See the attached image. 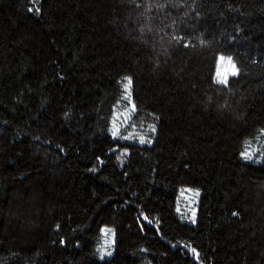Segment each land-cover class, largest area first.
Returning a JSON list of instances; mask_svg holds the SVG:
<instances>
[{
  "label": "trees",
  "instance_id": "trees-1",
  "mask_svg": "<svg viewBox=\"0 0 264 264\" xmlns=\"http://www.w3.org/2000/svg\"><path fill=\"white\" fill-rule=\"evenodd\" d=\"M0 264H264V0H0Z\"/></svg>",
  "mask_w": 264,
  "mask_h": 264
},
{
  "label": "rangeland",
  "instance_id": "rangeland-1",
  "mask_svg": "<svg viewBox=\"0 0 264 264\" xmlns=\"http://www.w3.org/2000/svg\"><path fill=\"white\" fill-rule=\"evenodd\" d=\"M217 71H216V76L218 78V80L223 81L224 83H226V81L229 79L230 76L236 75L237 74V67L235 66V64H233L232 62V58L231 57H227V56H220L218 61H217ZM126 96V95H125ZM128 111H119L116 113L115 115V119L113 120L112 126L114 125V123L119 127V136L120 138L123 137H129L131 136L132 138L134 136L133 134H127L126 136H123V134L127 133L129 130L125 131L128 128V122H129V114L127 113ZM127 117V119H126ZM198 193H200L197 190ZM195 191L192 190H186L183 191L181 196H180V212L183 213L185 215V218L187 215H190V219L192 217L193 214V210L195 211V215H196V206L195 204L198 202L197 197L195 195V193H197ZM196 217V216H195ZM105 230H110L108 231L107 235L105 234ZM104 230V237H103V241L101 243V253L103 257H108L109 255L106 254L105 250L107 252H111V254L113 253V246H114V241L115 238L113 237V232L111 229H105ZM106 241H108L109 243H106Z\"/></svg>",
  "mask_w": 264,
  "mask_h": 264
},
{
  "label": "snow or ice",
  "instance_id": "snow-or-ice-1",
  "mask_svg": "<svg viewBox=\"0 0 264 264\" xmlns=\"http://www.w3.org/2000/svg\"><path fill=\"white\" fill-rule=\"evenodd\" d=\"M126 81H127V82L123 84V88H124L125 93H126L125 98L130 100V97H131L132 79H131L130 77H127V78H126ZM132 110H133V111L135 110V105L132 106ZM126 119H127V117H126ZM149 127H150V129H151L153 132L156 131L155 125H150ZM111 135H112L113 138H116V137L119 136V127H118L115 123H114V125H113V128L111 129ZM123 138H124V139H131L132 137L129 136V137H123ZM139 142H140L141 144H144V143L146 142L145 136H142V135L139 136ZM147 142H148V143H151V140H148ZM253 151H255V150H253ZM242 156H243L245 159H247V160H251V159L253 158V153H252V152H249V151H247V150H245V152L242 153ZM195 195L198 196L199 193L197 192V193H195ZM177 211L179 212L180 209L177 208ZM232 215H233V216H236V215H238V213H237V212H233ZM147 219H148V218L145 217V220H147ZM191 220H192L193 223H195V211H194V210H193V214H192ZM149 223H151V221H149ZM108 231H110V230H105V234H106V235H107ZM106 243H109V242L106 241ZM192 251H193V253L195 254V249H192ZM105 252H106L107 255H109V256L111 255V252H107L106 250H105Z\"/></svg>",
  "mask_w": 264,
  "mask_h": 264
}]
</instances>
